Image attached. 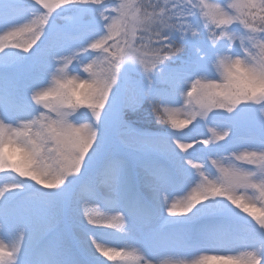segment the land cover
I'll use <instances>...</instances> for the list:
<instances>
[{
	"label": "snow or ice",
	"instance_id": "obj_1",
	"mask_svg": "<svg viewBox=\"0 0 264 264\" xmlns=\"http://www.w3.org/2000/svg\"><path fill=\"white\" fill-rule=\"evenodd\" d=\"M0 13V264H264V0Z\"/></svg>",
	"mask_w": 264,
	"mask_h": 264
},
{
	"label": "trees",
	"instance_id": "obj_2",
	"mask_svg": "<svg viewBox=\"0 0 264 264\" xmlns=\"http://www.w3.org/2000/svg\"><path fill=\"white\" fill-rule=\"evenodd\" d=\"M6 1L7 0H5V2ZM133 119L135 121L136 126L144 130L155 131V130H162L165 127L164 124L157 123L155 118L153 116H150L148 113H143L138 117H133Z\"/></svg>",
	"mask_w": 264,
	"mask_h": 264
},
{
	"label": "rangeland",
	"instance_id": "obj_3",
	"mask_svg": "<svg viewBox=\"0 0 264 264\" xmlns=\"http://www.w3.org/2000/svg\"><path fill=\"white\" fill-rule=\"evenodd\" d=\"M203 128V127H202ZM198 139H200V138H204V137H202V136H198L197 137ZM122 139H124L126 142H128V144L130 145V146H132V147H135V145L138 143V142H142V138H139V137H136V136H134V135H132V134H125L123 137H122ZM138 170H140V168H138ZM87 186L86 185H80L79 186V190H81V189H84V188H86ZM187 191V190H186ZM186 191H185V193L184 194H186ZM93 211H97L98 212V214H101V215H103V214H105V212H104V209L101 207V208H98V209H92ZM165 215H166V213H165ZM249 220H251V217H249L248 218ZM158 223L159 222H154L152 225H151V227H157L158 226ZM106 246H109V247H112V246H115V243L113 242V243H110V244H108V245H106ZM200 253H197V255H199ZM208 254H225V253H208ZM228 254H232V253H228ZM183 258V257H182ZM191 258H194V257H191ZM106 259V258H105Z\"/></svg>",
	"mask_w": 264,
	"mask_h": 264
}]
</instances>
